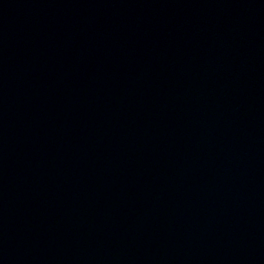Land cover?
Returning <instances> with one entry per match:
<instances>
[{"label":"water","instance_id":"water-1","mask_svg":"<svg viewBox=\"0 0 264 264\" xmlns=\"http://www.w3.org/2000/svg\"><path fill=\"white\" fill-rule=\"evenodd\" d=\"M0 264H264V0H0Z\"/></svg>","mask_w":264,"mask_h":264}]
</instances>
